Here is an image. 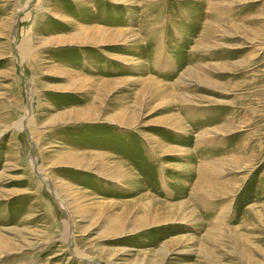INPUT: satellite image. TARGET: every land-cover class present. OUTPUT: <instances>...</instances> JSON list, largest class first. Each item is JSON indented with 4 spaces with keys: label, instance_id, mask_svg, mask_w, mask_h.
I'll use <instances>...</instances> for the list:
<instances>
[{
    "label": "rangeland",
    "instance_id": "1",
    "mask_svg": "<svg viewBox=\"0 0 264 264\" xmlns=\"http://www.w3.org/2000/svg\"><path fill=\"white\" fill-rule=\"evenodd\" d=\"M0 264H264V0H0Z\"/></svg>",
    "mask_w": 264,
    "mask_h": 264
}]
</instances>
